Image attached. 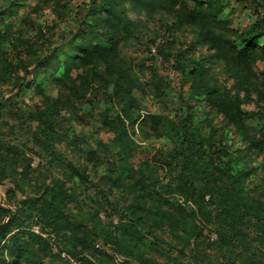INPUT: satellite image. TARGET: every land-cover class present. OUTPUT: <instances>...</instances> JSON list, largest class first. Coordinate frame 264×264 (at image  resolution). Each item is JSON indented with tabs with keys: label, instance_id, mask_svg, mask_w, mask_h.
<instances>
[{
	"label": "clouds",
	"instance_id": "obj_1",
	"mask_svg": "<svg viewBox=\"0 0 264 264\" xmlns=\"http://www.w3.org/2000/svg\"><path fill=\"white\" fill-rule=\"evenodd\" d=\"M0 264H264V0H0Z\"/></svg>",
	"mask_w": 264,
	"mask_h": 264
},
{
	"label": "trees",
	"instance_id": "obj_2",
	"mask_svg": "<svg viewBox=\"0 0 264 264\" xmlns=\"http://www.w3.org/2000/svg\"><path fill=\"white\" fill-rule=\"evenodd\" d=\"M254 38V36H248V37H246V39H253Z\"/></svg>",
	"mask_w": 264,
	"mask_h": 264
}]
</instances>
